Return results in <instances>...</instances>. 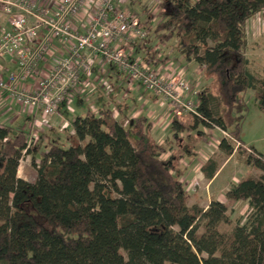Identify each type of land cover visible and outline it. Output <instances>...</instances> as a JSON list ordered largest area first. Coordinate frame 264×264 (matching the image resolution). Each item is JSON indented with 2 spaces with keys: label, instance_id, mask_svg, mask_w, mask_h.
I'll list each match as a JSON object with an SVG mask.
<instances>
[{
  "label": "trees",
  "instance_id": "trees-1",
  "mask_svg": "<svg viewBox=\"0 0 264 264\" xmlns=\"http://www.w3.org/2000/svg\"><path fill=\"white\" fill-rule=\"evenodd\" d=\"M159 8V41L175 37L184 60L217 84L216 94L197 95L189 120H172L173 136L218 127L259 176L231 184L224 201L204 209L187 204L181 154L164 157L145 116L87 110L71 122L69 144L50 143L39 160L23 131L0 124V264H264V158L240 141L241 95L252 91L264 113V79L249 72L244 53L246 22L264 0H164ZM218 147L235 150L229 139ZM24 155L33 183L17 176ZM217 168L209 159L201 173L210 180ZM239 202L247 214L232 221Z\"/></svg>",
  "mask_w": 264,
  "mask_h": 264
},
{
  "label": "built area",
  "instance_id": "built-area-1",
  "mask_svg": "<svg viewBox=\"0 0 264 264\" xmlns=\"http://www.w3.org/2000/svg\"><path fill=\"white\" fill-rule=\"evenodd\" d=\"M128 1L0 0V15L7 19L6 26L0 27V65L9 60L13 66L6 78L0 70V92L19 109L37 112L39 117L32 126L35 131L27 143L29 149L37 142V132L50 127L51 118L57 116L60 105L70 104L82 89H95L90 74L93 65L99 63L103 67H114L133 88L142 87L167 102L172 120L196 112L197 105L187 100L192 89L183 77H162L144 60L133 57L121 47L122 43L146 41L149 35L141 18L124 8ZM91 5L93 10L89 9ZM85 10L90 11V16L80 32L74 22L81 21ZM44 30L46 34L42 35ZM53 41L60 44L61 53L54 57L48 73L35 82L32 91L19 87L18 82L34 72ZM34 44L36 47L32 49ZM103 89L107 95L112 90L106 79ZM208 132L213 137L221 134L236 142L218 127L213 126Z\"/></svg>",
  "mask_w": 264,
  "mask_h": 264
},
{
  "label": "crops",
  "instance_id": "crops-1",
  "mask_svg": "<svg viewBox=\"0 0 264 264\" xmlns=\"http://www.w3.org/2000/svg\"><path fill=\"white\" fill-rule=\"evenodd\" d=\"M139 4L140 2L137 0H130L124 5V8L129 13L141 18L144 26L148 30V39L134 44L125 45L122 43L121 47L133 57L144 60L151 68L156 69L162 77H183L192 89V93L186 96L187 100L197 102V95L201 92L199 88L202 87L201 79L203 76V67L195 64L193 61L184 60L182 57L183 51H180L179 42L175 37L161 43L159 41L160 34L155 32L156 26L161 21V17H159L158 14V16H154L157 7L154 4L151 7L153 10L150 8L152 11L150 12L149 17L151 16V18L147 19V17L145 19L143 13L138 10ZM91 6H89V9L93 10V6L92 8ZM88 15L90 16V11L88 13V11L85 10L81 13V21L79 22L77 20L74 22V26L77 27L80 32L82 27L86 24V21H88ZM6 20L5 16L0 15V27L6 26ZM45 34L46 30L43 31L42 35ZM35 47L36 44L32 45V49ZM60 47L61 46L58 42L53 41L48 53L37 62L34 72L29 76H25V80L19 81L18 86L30 91L34 90L35 82L48 73L53 65L54 57L61 53ZM12 68V63L9 62V60L1 62L0 70L2 76L6 78L8 71H11ZM102 72H105L104 76H102ZM90 78L92 79V84H95V89L93 91L82 89L81 93L74 98L70 104L60 105L58 107L57 116L51 118L50 127L43 129L41 132H37L38 139L33 147V151L39 147L37 153H35L36 160H39L38 153L45 151L50 143L57 141L64 142L68 145L69 142H67V139L63 141L59 137V133H61L60 128H58L60 122L63 121L66 123L64 128L66 130L68 129L69 135H72L73 130L71 128V122L76 116L82 115L87 110L96 113L101 109L108 108L112 111L113 117L117 120L145 116L151 125L150 136L157 143L164 146L166 150V155L164 157H168L176 152L181 154V158L178 162L180 167L184 170L181 180L183 179L185 181L184 177L189 175L190 171L192 173V170L189 169L190 165L191 167L198 165V170L200 171V175L202 176L205 185L206 195L202 194L205 198V204L202 206L203 204L199 203L197 200L187 204H198L205 209L212 199L224 201L225 192L231 184H235L239 180L233 181L231 175H223V172L230 164H244L242 160L239 162L233 161L234 153L231 155H225L218 147L215 138L208 132V130L200 129L203 132V136H200L193 131L180 133L174 137L173 132L170 129L172 117L169 104L161 98L154 96L152 93L147 92V90L142 87L136 86L135 89H133L131 85L126 83L124 77L114 67H103L100 63L93 65ZM105 79L112 88L108 95L104 93L103 89V81ZM204 88L207 87L203 84V89ZM38 117L36 111L22 110L19 109L18 106L10 104L6 95L0 92L1 125H8L23 131L27 135L28 141H30L32 132L35 131L32 130V126L35 119ZM185 120L186 115L183 114L179 121ZM179 140L180 142H178ZM212 145L213 147H211ZM248 146L251 147L250 145H246V147ZM262 148L263 147H258L257 149H254L261 153L263 150ZM182 150L187 151L184 153L185 151ZM28 156L31 155H26V157ZM209 159L215 161L218 168L212 179L207 180L201 173V167ZM230 176L231 179H229Z\"/></svg>",
  "mask_w": 264,
  "mask_h": 264
},
{
  "label": "rangeland",
  "instance_id": "rangeland-1",
  "mask_svg": "<svg viewBox=\"0 0 264 264\" xmlns=\"http://www.w3.org/2000/svg\"><path fill=\"white\" fill-rule=\"evenodd\" d=\"M137 1L140 2L138 10H140V12L143 13L145 19L147 17H148L147 19H150L151 16L149 17V14L153 10L151 7L154 4L156 7H158L155 9L154 12V16L155 15L158 16L157 14L160 9L159 6L161 2L164 0H153V1L137 0ZM150 8L152 10H150ZM245 32H246V48L244 53L246 59L248 60L247 68L249 72L252 73L256 78L264 79V10L259 12L258 14H256L246 22ZM201 82H202L201 84L202 87L199 88L201 91L203 90V84H204V86L207 87L211 93L216 94L217 84L212 78L208 80H204L202 78ZM240 102L244 103L247 107V111L244 114V118L240 125V141L242 142V144L245 145L242 150L245 153L249 152V146L246 147V145H250L251 147L256 149L258 147H263L261 153L264 158V113L260 110L256 100L254 99L253 92L250 90L244 92L241 95ZM185 115L187 116V114ZM187 118L189 117H186V119ZM65 124H66L65 122L61 121L60 126L58 127L61 130V133H59L60 135L59 137L63 141L67 139V135H68V129L66 130L64 128ZM214 138L217 144H219L221 139H225L221 134H216ZM178 142H180V140ZM236 143L239 142L238 141H236L235 143L233 142L235 147V150L233 152L234 153L233 161L239 162L241 161V159L238 156L237 152H235L237 150L236 148L238 147V146L236 147ZM211 147H213V145ZM211 147L210 149L212 150ZM30 159L31 156L26 157V155H24V158L21 160L19 164L17 176L28 182L33 183L35 182L36 179V172L34 167L30 163ZM189 169L192 170V173L190 171L189 175L185 176L186 178L184 177L185 181L182 179V183L186 192V201L187 203L190 204L195 200H197L199 203L203 204L202 206H204L205 198L202 196V194L206 195V191H205L204 181L202 179V176L200 175V171L198 170V165L192 167L190 165ZM223 175H231L233 177V181H237L244 177H247L248 175L257 178L259 176V171L251 167H248L245 164H230L228 167H226L225 171L223 172ZM231 176L229 177V179H231ZM247 210L248 209L245 204L240 202L235 203L232 206V212H229L231 220L236 221L238 219L244 218L247 214ZM222 230H229V229L223 228Z\"/></svg>",
  "mask_w": 264,
  "mask_h": 264
}]
</instances>
